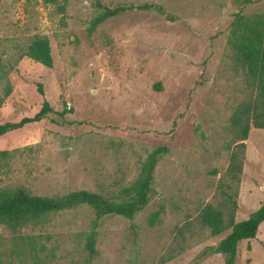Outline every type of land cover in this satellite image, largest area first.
<instances>
[{
  "label": "rangeland",
  "instance_id": "obj_1",
  "mask_svg": "<svg viewBox=\"0 0 264 264\" xmlns=\"http://www.w3.org/2000/svg\"><path fill=\"white\" fill-rule=\"evenodd\" d=\"M98 3H149L170 18L128 11L89 33ZM241 9L264 12V0H0V124L33 117L43 102L52 109L0 136L9 153L0 160V189L48 197L85 190L117 201L147 155L169 149L148 205L133 220L104 218L89 263L88 207L28 231L41 235L48 264H223L210 250L231 229L213 236L203 211L238 223L264 203V130L250 126L240 182L227 172L231 155L241 158L231 116L255 96L227 42ZM34 37L49 40L51 69L21 57ZM9 236L0 230L1 241ZM235 264H264V222L255 239L239 243Z\"/></svg>",
  "mask_w": 264,
  "mask_h": 264
},
{
  "label": "trees",
  "instance_id": "obj_2",
  "mask_svg": "<svg viewBox=\"0 0 264 264\" xmlns=\"http://www.w3.org/2000/svg\"><path fill=\"white\" fill-rule=\"evenodd\" d=\"M57 0H46L55 3ZM100 13L91 22L89 33L108 19L118 17L128 11L157 12L170 17L159 6L144 3L140 5H122L110 9L96 4ZM228 45L232 51L234 63L240 68L244 80L255 93L254 98L237 107L231 116L230 123L237 134L235 147L241 149V158L231 155L227 172L240 182L244 165V141L247 140L250 126L264 130V12L247 14L243 9L233 15L230 24ZM21 57H26L45 68L51 69L53 59L49 40L45 37H34ZM10 87H7V95ZM2 100L0 99V108ZM52 112L50 105L43 102L41 110L31 118H23L18 123L0 124V136L21 129L27 124L40 122ZM60 116H63L60 114ZM237 140V141H236ZM169 152L166 146L156 147L150 152L141 165L136 180L120 190L119 200L88 192L73 191L61 196H36L24 187H6L0 189V230L7 231L9 238L0 239V264H48L45 244L41 243V235L27 234L44 227L50 216L70 211L79 207H88L94 214L90 229L84 233L83 250L87 253L89 263L96 256L98 227L102 220L110 216H120L133 220L148 205L154 184V171L158 162ZM8 151H0V160L8 158ZM233 213L238 209L236 202H231ZM159 211L148 218L153 227L158 219ZM202 221L217 236L227 229L230 233L216 247L210 250L212 255H222L223 264H235L237 247L244 240L255 239L259 226L264 222V203L247 219L235 223L231 215L226 224L220 212L206 208ZM9 246L2 250L3 242Z\"/></svg>",
  "mask_w": 264,
  "mask_h": 264
},
{
  "label": "crops",
  "instance_id": "obj_3",
  "mask_svg": "<svg viewBox=\"0 0 264 264\" xmlns=\"http://www.w3.org/2000/svg\"><path fill=\"white\" fill-rule=\"evenodd\" d=\"M245 164H246V159H245V161H244V165H245ZM241 176H242V175H241ZM242 185H243V183H242L241 186H240V188H241V189H240V195H241V190H242V188H243ZM258 230H259V229H258Z\"/></svg>",
  "mask_w": 264,
  "mask_h": 264
}]
</instances>
